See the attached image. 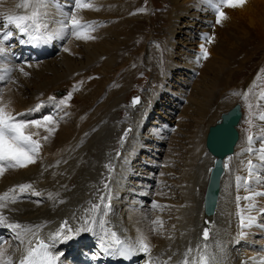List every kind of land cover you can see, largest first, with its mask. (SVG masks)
Wrapping results in <instances>:
<instances>
[{
  "label": "bare ground",
  "instance_id": "obj_1",
  "mask_svg": "<svg viewBox=\"0 0 264 264\" xmlns=\"http://www.w3.org/2000/svg\"><path fill=\"white\" fill-rule=\"evenodd\" d=\"M165 1L169 8L161 32L166 39L164 53L158 60L150 57L144 65L149 88L142 94L143 103L135 107L125 105L133 77L131 48L106 24L111 12L134 10L135 0H81L92 7L80 9L74 0H54L48 8L46 33L52 38L30 41L17 34L7 56L0 57V103L10 101L9 111L25 113L18 117L21 120L41 121L39 127L26 130L41 144L36 163L5 169L0 175V195L16 185H32L23 192L16 188L10 193L15 203L0 201L7 204L0 208L7 223L21 225L15 231L0 226V248L6 250V257L13 260L23 245L16 232L31 228L36 235L26 237L27 243L38 236L37 232L49 226L54 229L55 223L61 227L71 221L79 227L78 221L84 222L87 216L96 220L88 225L93 231H73L72 239L62 238L59 243L58 250L71 261L101 256L110 263V252L104 249L113 239L122 237L131 243L143 235L151 246L150 255L160 264L168 257H172L169 264H181L189 248L193 249L190 258L197 256L199 241L204 244L201 252L221 243L217 257L228 264H264L260 253L237 250L238 245L228 236L235 229L236 208L254 206L264 213V198L252 193L255 188L264 190V161L260 159L264 155V120L260 119L264 116V80L256 92H250L264 70V0H245L235 8L211 0ZM18 2L0 0V13L15 12ZM216 7L225 13L220 23L216 22ZM70 11L82 24L90 25L84 31L93 39H77L69 30H62L60 22ZM132 15L131 19L138 16ZM201 45L210 57L197 62ZM154 50V45H147L149 55ZM262 51L252 67L254 57ZM20 67L27 76L18 70ZM5 69L14 70L6 73ZM247 70L252 73L244 74ZM237 77H242L238 85L234 84ZM243 85L248 86L246 91ZM63 89H68L71 99L64 97L67 90ZM232 91L239 94L221 100L222 92ZM243 103L254 125L251 142L244 141L238 131ZM234 104L241 113L236 126L238 140L232 155L222 160L215 212L205 218L202 192L211 159L204 149V137L208 127ZM126 108L128 116L121 119L118 111ZM46 116L55 123L44 121ZM206 116L209 121L205 127L196 128ZM186 126L190 129L184 131ZM49 128L55 131L49 134ZM44 136L48 139H42ZM119 137L123 139L121 147L116 146ZM249 161L255 166L251 175ZM101 196L111 203L109 214L86 213L92 204L100 203ZM153 202L158 206L153 207ZM100 220L105 221L103 227ZM157 220L162 225L153 223ZM109 223L118 230L116 237H112ZM246 229L260 233L258 228Z\"/></svg>",
  "mask_w": 264,
  "mask_h": 264
},
{
  "label": "snow or ice",
  "instance_id": "obj_2",
  "mask_svg": "<svg viewBox=\"0 0 264 264\" xmlns=\"http://www.w3.org/2000/svg\"><path fill=\"white\" fill-rule=\"evenodd\" d=\"M75 7L77 9L80 8H90L92 7L89 3H81V0H74ZM54 3V0H19V2L15 5L16 11H9L7 13H0V57H6L8 54V49L10 47L11 41L18 34L21 37H27L30 41H39V40H47L51 39L52 36L46 35L48 33L49 25H48V8ZM211 3L218 4L223 7L235 8L238 6H242L245 3V0H211ZM22 10V11H21ZM217 15V23H220L221 20L225 17V13L221 10L220 7H216L215 9ZM62 30H69L71 35L76 37L77 39H93L94 37L87 35L84 31L86 28H89L90 25L82 24L75 14V12L70 11L67 14V19L61 21ZM25 42V41H21ZM64 51H69L67 48ZM208 51L201 45V55L197 58V62H199L200 58L207 59ZM30 66V65H29ZM14 69H5L6 73H10ZM23 75L27 76L28 73L24 71L23 67L18 69ZM0 79H3L0 77ZM239 94V93H234ZM245 97H247V93H244ZM67 99H71V93L68 94ZM66 100H62L61 104H65ZM261 99H264V96H261ZM138 99L134 100V103H137ZM8 104L0 103V175H2L5 169L16 170L21 168H26L30 164L36 163V156L38 153L41 144L39 141L33 138V134H29L26 130L31 126L39 127L41 125V121L39 120H21L18 117L24 116L25 113H16L9 111ZM40 106H37V109ZM251 108V105H249ZM44 121L48 123H55L51 116H46L43 118ZM261 120H264V116H260ZM251 123V121H249ZM49 134L55 131L54 128L47 129ZM127 135V133H125ZM42 139L47 140L48 137L44 136ZM253 139L252 136L248 137L249 142ZM252 151V149H249ZM262 161H264V155L260 157ZM227 167V165H225ZM255 171V166L249 161V174L251 175ZM32 187L31 184H21L16 185L9 191H6L2 195H0V201H9L11 203H15L16 199L14 196L10 197V193H14L16 188H19L21 192L26 189H30ZM107 187V185L105 186ZM39 195V193H36ZM239 199V198H238ZM244 199H250V197H244ZM100 203H94L91 205V208L86 209V213L100 214L101 216H107L111 211V203L107 200L106 197L101 196L99 198ZM158 205L153 202V207H157ZM6 203H0V208H6ZM91 223H96L94 218L85 217L84 225L88 226ZM101 227L104 226L105 221H99ZM154 224H161L160 221H153ZM254 223V219L249 217L247 223L245 222V218L241 215V226L242 227H250L251 224ZM0 226H6L11 228L12 230L21 229V225L19 223H7V218L0 214ZM67 228V221L63 222L61 225V232H63ZM67 231L71 232V229H67ZM81 231L91 232L93 229L88 226L84 228H78L75 230L76 234H79ZM61 232L56 233L55 236L52 237V240L55 241L57 237L61 235ZM36 234L32 232L31 228H26L22 231L16 232V239L19 240L21 244L25 243V238L28 236H35ZM112 237H116V232H111ZM243 235V233H242ZM203 237L205 240L209 238V232L205 229ZM64 240L72 239L70 235H64ZM2 243V242H0ZM28 247L25 248V255L20 259L19 264H60L59 255L52 251L53 245L45 243L43 240H38L36 246H32V242L29 239L27 241ZM116 247L114 250L106 248L105 251H111L114 256H118L121 259H129L132 255L143 253L150 256L151 246L147 242L146 238L141 235L135 241L131 243L121 242L119 239L116 240ZM207 246L205 245V249ZM5 249L0 248V264H14L13 260L10 257L5 256ZM193 252L192 248L187 249L184 254L183 260L181 264H211L213 258L209 257L207 252L201 254L199 247L196 249L198 253L197 256L190 258V253ZM172 257H168V261L165 264H169ZM149 264H151V260H149Z\"/></svg>",
  "mask_w": 264,
  "mask_h": 264
},
{
  "label": "rangeland",
  "instance_id": "obj_3",
  "mask_svg": "<svg viewBox=\"0 0 264 264\" xmlns=\"http://www.w3.org/2000/svg\"><path fill=\"white\" fill-rule=\"evenodd\" d=\"M149 1L151 2L150 4L147 3V0H135V2H134L135 9L134 10H127V11L121 10V9L117 10V11L115 10V11L111 12V14L109 16L110 20L108 22H106V24H108V26H109L108 29L111 28L114 30V32L116 33V37L117 36L119 37V41L122 38L121 41L124 40L123 43L126 46L131 48V54H129V55H130V61H133V62H131L132 63L131 73H132L133 77L131 78L132 81L130 82L129 89L126 92V97H125V105L126 106H129L130 104L137 106V105H140L143 103L142 94H143V92H145V90H147L149 88V83H150V77L147 75V72H146L147 67L144 65L146 64V62L148 63V59L150 57H152L153 60H156V59L158 60V59H161L160 56L162 53H164L163 50L165 48L164 43L166 42V39L164 36H161L162 35L161 32L167 23V18L165 17V15L167 13V9L169 8V2H166L165 0H149ZM128 12L131 15L132 14H134L135 16L138 15L137 18L131 19L130 14ZM119 15H121V16H119ZM135 22H136V24H135ZM118 30H120V31H118ZM137 36H139V37H137ZM118 37H117V39H118ZM134 39H135V41H133ZM130 41H132V42H130ZM144 43H145V45H144ZM147 45L148 46L154 45L155 50L151 53V55H149V53L147 52ZM256 45L257 44H254V46H256ZM161 48H162L163 52L161 51ZM199 52H198V54L201 55V53H199ZM262 54H263V51L260 52L258 55H256L257 57L256 56L254 57L255 59L253 61L252 67L256 66V63L259 62V58H261ZM144 57L146 60L144 59ZM209 57L210 56H208V58ZM144 61H145V63H144ZM136 66H138V67H136ZM262 66L264 67V63H263V65H261V67ZM258 67H259V65H258ZM246 73H247V75H249L252 73V70H247L244 72V74H246ZM220 77L221 76H219L217 78H220ZM247 78H250V76ZM241 80H242V77H237L234 81V84L237 83L236 85H238ZM260 80H264V70H262V72L258 75V79H256L254 86L251 87L250 92L251 91L256 92L262 86V82ZM219 83H223V80L220 79ZM241 84H243V82ZM235 88H239V87H235ZM247 88H248V86H247ZM63 90H67V94H69L68 89H63ZM246 90L247 89H245V91ZM253 92H251V93H253ZM234 93H235L234 91L229 92L228 94L222 92V99L221 100H224V99L228 100V98H231L232 96L236 97V94H234ZM67 94L64 95L65 98L68 97ZM136 96H139V97H136ZM136 99H138V102L134 103V100H136ZM69 101H72V100H69ZM242 109H243L242 110L243 111V119L239 124V128H238L239 130L238 131H241V134L244 137V141H247L248 137L252 136V131H253L252 129L254 128V125L249 123V121H251V118H250L251 113H250V110H248L245 107L244 103L242 104ZM123 111L124 110H119L118 114H117L119 117H121V119H124V117L126 116L125 114H123ZM248 113H249V115H248ZM208 118H209L208 116L204 117L202 119L203 122H201V124L197 125L196 128H200V126H201V128H204L206 123L209 121ZM152 119L153 118H151V120ZM204 119H205V121H204ZM206 119H208V120H206ZM188 129H190V128H188L187 126L184 127V131H186ZM263 214H262V216H264ZM260 216H261V214H260ZM236 249L237 250L240 249L243 251L246 248L245 247H238Z\"/></svg>",
  "mask_w": 264,
  "mask_h": 264
},
{
  "label": "water",
  "instance_id": "obj_4",
  "mask_svg": "<svg viewBox=\"0 0 264 264\" xmlns=\"http://www.w3.org/2000/svg\"><path fill=\"white\" fill-rule=\"evenodd\" d=\"M220 115L207 133L206 149L212 159L208 166V189L203 202V213L205 216H211L213 212L218 180L222 174V160L231 153L237 139L235 126L240 119L239 105L234 104Z\"/></svg>",
  "mask_w": 264,
  "mask_h": 264
}]
</instances>
